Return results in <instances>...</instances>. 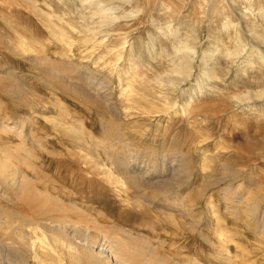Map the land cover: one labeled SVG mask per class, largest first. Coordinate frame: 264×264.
Here are the masks:
<instances>
[{
    "label": "rangeland",
    "instance_id": "374dc122",
    "mask_svg": "<svg viewBox=\"0 0 264 264\" xmlns=\"http://www.w3.org/2000/svg\"><path fill=\"white\" fill-rule=\"evenodd\" d=\"M113 2V21L102 22L90 0H0V117H29L34 137L27 148L2 138L0 158L10 153L17 177L38 191L29 203H2L1 221L7 209L15 216L0 239L66 219L99 240L136 241L148 264H264V44L249 31L264 35V0ZM180 39L195 42L193 74L179 89L162 86ZM206 51L215 54L201 79ZM82 89L105 95L114 111ZM81 121L79 141L68 126L80 130ZM43 138V149L33 146ZM8 257L18 261L14 248Z\"/></svg>",
    "mask_w": 264,
    "mask_h": 264
},
{
    "label": "bare ground",
    "instance_id": "6f19581e",
    "mask_svg": "<svg viewBox=\"0 0 264 264\" xmlns=\"http://www.w3.org/2000/svg\"><path fill=\"white\" fill-rule=\"evenodd\" d=\"M113 1H115V0H109V1H106V0H90V3L95 7L96 11L99 13L98 14L100 16L99 17L100 18L99 21L106 22L109 19L111 21H113V19H112V17H110V15L112 13L116 14L115 12H117V9L111 7V5L109 6V4H108V2L112 3ZM122 2L123 3L126 2L127 4H131L130 0H122ZM247 11L246 12L244 11L242 13L240 11L242 16L244 18L246 17V19L249 16V12H247ZM252 17H253V15H252ZM158 26L155 27V28H158L157 31L159 29L163 30L161 27L159 28ZM228 26H230V25H224L223 28L224 27L227 28ZM225 30L226 29L224 28L223 31H225ZM101 31H102V29L99 32L101 33ZM171 31H173V30L171 29ZM223 31H221V32L219 31L218 32L220 38H221L220 34L223 33ZM226 31H228V29ZM249 31H250V36L252 38L259 39V41L262 44H264V35H259L258 37H256V34H255V32L252 29H250ZM169 33L171 34L170 29H169ZM160 34L164 35V37L166 36L165 35L166 34L165 31H161ZM57 35H59V33ZM106 35H110V34L107 33ZM96 36H97V34L95 33L94 37H96ZM178 36H176V40H178L177 39V38H179ZM169 37H168V39H169ZM219 37L216 38L218 40V42L216 44H218V43L220 44V42H219L220 38ZM63 38H64V36H63ZM156 41H157V38H156ZM188 42H181V39H180L179 42H177V45L179 43V47L177 46L178 48H177V52H176L178 54L176 56L177 59L175 57V60H173V59L169 60V63L174 66L172 71H171V73L163 75V76L159 77V79L157 78L160 81L162 86H169V87H173V88L179 89L192 76V74H193V65H194L193 62H194L195 56L197 55V50H196V47L194 45L195 42L193 43V41H191L193 44H190ZM221 42L223 43V41H221ZM222 43H221V45L223 47L224 43L223 44ZM242 43H243V41L239 40L238 44H242ZM175 46L176 45H174V47ZM151 48L154 50V49H158L159 47L157 48V46L154 43H152V45L149 48L150 52H152L150 50ZM122 49L125 51V48H122ZM223 49L224 48H222V51H224ZM216 51H218L220 56L223 55V52L220 49L219 50L216 49ZM213 53H214V51H206L202 55L203 59L208 57V59H207L208 61L204 65L202 63L203 66H201V68H203V69H202V73L200 74L201 79H204V78H202V76H204L205 73L207 74L208 71L210 70L209 68H210L211 62L209 61V59L213 58L212 57L213 55L210 56ZM230 53H233V52H230ZM249 53H250L249 55H251L253 53V50H251ZM121 55H118V57L121 56ZM234 55H236L238 57L240 55V51L236 50ZM168 57H169V52H167V51H164V52H162L161 55H159L160 61L161 60H163V61L167 60V62H168ZM203 70H204V72H203ZM209 74H208L209 76L207 78L208 82H210V81L212 82L213 79L216 80V73H212L211 74L209 72ZM206 84H207V82H206ZM78 89H80V88H78ZM90 91H91V89H90ZM81 93H82V96H84L87 100H91L90 96L92 95L93 100L96 98L95 101H97V103L100 101L102 104H105L104 106H106V109L109 108L108 109L109 111H114L113 110L114 106L112 105V107H110L111 105L105 99V97H104L105 95L101 96L100 95L101 93H99L97 90H96L95 93H92V92L89 93L87 90L85 91V90L82 89ZM191 97L192 96H190L189 99H191ZM259 97H261V96H259ZM106 102H107V104H106ZM183 103H185V102H183ZM191 104H192V101H189L188 104L183 105V107H181L182 110L184 111V113L189 112V110L191 109V106H192ZM153 112H155V111H153ZM138 113H140V112H138ZM29 119H30L29 117H23V119H21L20 121L13 122L9 118L6 120V119L0 117V140H2V138L3 139L5 138L6 140L10 141L12 138L15 137V138L18 139V141H20L19 142L20 144H18V145L19 146L20 145L21 146H25V147H26V143H28L29 141L33 142V139H34L33 134L26 135V133H25V129H26L27 125H31V121H29ZM53 123H55V125L60 127V128L62 127V123H59L58 121L57 122L53 121ZM78 124L80 126V130H77V128H74L73 125H69L68 126V130H69L70 134H72V133H73V135L76 134L74 136H78V139H79V138H83L84 137L83 133L85 132L86 129H85V126H84L85 125L84 122L81 121V122H78ZM61 129H63V127ZM80 140L81 139H79V141ZM42 141H45V138L41 139L38 142V144L36 143L37 145L33 144V146H36L37 148L43 149ZM81 144H83V142ZM16 146L17 145H15V146L8 145L7 148H9V149H8L7 152H16L15 150H16V148H18V146L17 147ZM80 149L82 150L83 148L81 147ZM83 150L89 152V150H86V149H83ZM28 151H29V149H27L26 152H28ZM7 155L8 156H6L5 159H4V157L0 158V186L1 185H2V187L4 186V190L0 189V206H2V203H6V202H7L6 204H15V203L17 204L21 200L24 203H29L32 200L37 198V197L35 198V196H36L38 191H36V188H35V185H34V180H32V178L30 179L28 176L22 177V178H18V177H20V175L22 173L21 174H17V172L19 173V171H17L16 167H14L13 161H12V159L14 160L15 158L14 157L11 158V154L10 153L7 154ZM103 165H105V164H103ZM99 167L101 168L102 166L99 164ZM104 167H106V166H104ZM127 170L130 171L129 169H127ZM104 171H105V169H104ZM124 171H121V172H124ZM128 171L127 172L125 171L126 175L129 176L132 179V181L134 180L133 182H136V181L140 180V178L136 177L138 175L134 176L132 173H130L131 171L130 172H128ZM103 174H105V173H103ZM127 176L123 175L124 178L127 177ZM117 180H118V178H117ZM141 180H143V179H141ZM133 182H131V183H133ZM38 196H39V193H38ZM50 198H51V195H50ZM74 204H76V203H74ZM59 205H57V206H59ZM64 205H62V206H64ZM67 205H68V209L71 210V212L74 210L73 213L75 214V216L79 217L80 216V211H82V214H83V209L80 210L81 208L78 209L76 207V206H78V204L76 206L73 205V204H72V206H69V204H67ZM10 206H12V205H10ZM46 206H47V203H46ZM62 208H63V211L68 210V209H66V207H62ZM72 208H73V210H72ZM14 210H12V211L9 210L8 211V209H7L6 213L9 216V218L5 219L6 221H1L2 218H0V229L3 226L4 227L5 226H8V227L10 226V224H11L10 217H12V216L14 217L15 216V213H13ZM2 213H3V211H2ZM82 214H81V216H84V218H85L86 215H82ZM2 216H3V214H2ZM81 216H80V218H81ZM80 218H79V220H82V222H83L84 219H80ZM87 218L88 217H86V220H87ZM58 223H59V225H51V224L43 225L44 227L42 226V228H40V230H42L41 232H38L40 230L36 231L37 230L36 229L35 230L36 232L31 233L29 235V238H26L27 235L25 237L22 236V234H24V233H22V234L21 233L20 234L19 233H17V234L14 233V235H12L14 237V240H12L13 242H11V244H6L5 241H4L6 239H4V240L0 239V264H5L4 263L5 261L3 260L4 259L3 258V253L5 251V248H9V247L10 248H14L15 256L18 259V261H17L16 259L13 260L11 257H8L9 264H23V263L28 264L29 261H32V264H138L139 261L141 262V264H148V262H147L148 260L147 261L145 260L146 259L145 255H147L146 250L143 247H141L140 245H137L136 243H134L136 241L129 242V241H126V239L123 240V238H121L122 240L120 239V241H115L113 239V241H110V242L106 241V240H99V239L95 238L94 236H92L89 233V231H86V230L84 231V230L79 229L77 227H73L72 226L73 224L72 225H68L70 223V221H68L66 219H65V221L64 220L63 221L60 220V221H58ZM73 223L75 224V222H73ZM96 223H98V222H95V224ZM216 235H217V238H219V242L221 243L220 244L221 248H224L225 251H227V249L225 247H227L226 246V244H227L226 240L229 241L228 240V236L226 234H224L223 231L217 232ZM128 238L131 239L130 237H128ZM25 248H27V249L29 248V250H27ZM224 249H223V251H224ZM226 253H225L226 256H228L229 255L228 251ZM7 256H9V255H7ZM142 257H144L145 259H142ZM163 261L164 260H162L161 262L163 263ZM153 262H152V264H153ZM154 264H157V263L154 262ZM194 264H199V263L195 262Z\"/></svg>",
    "mask_w": 264,
    "mask_h": 264
}]
</instances>
